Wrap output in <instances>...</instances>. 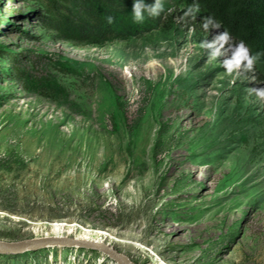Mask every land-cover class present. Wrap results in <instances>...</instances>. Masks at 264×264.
<instances>
[{
  "label": "rangeland",
  "instance_id": "374dc122",
  "mask_svg": "<svg viewBox=\"0 0 264 264\" xmlns=\"http://www.w3.org/2000/svg\"><path fill=\"white\" fill-rule=\"evenodd\" d=\"M164 2L139 37L73 47L42 27L37 1L0 0L1 242L62 224L68 239L114 236L102 244L133 264H264V98L252 91L264 85V20L245 0ZM191 7L226 23L188 30L179 13ZM233 17L260 53L255 76L225 66L241 41ZM191 146L201 153L173 159ZM0 264L115 263L52 247Z\"/></svg>",
  "mask_w": 264,
  "mask_h": 264
},
{
  "label": "trees",
  "instance_id": "16d2710c",
  "mask_svg": "<svg viewBox=\"0 0 264 264\" xmlns=\"http://www.w3.org/2000/svg\"><path fill=\"white\" fill-rule=\"evenodd\" d=\"M35 1L38 2L41 8V14L38 16V19L42 27L51 32L57 40L73 47H102L106 44L127 41L139 37L143 33L148 32L153 23L158 24L166 11V3L164 2V11L159 16L152 17L145 13L146 18L144 22L135 23L131 16L133 0ZM180 1L183 2L185 0ZM146 2L151 3L152 0H146ZM228 5L225 6L228 7ZM245 5L246 10L250 11L249 15L251 20L257 22L264 20V0H245ZM109 15L113 17L111 23L107 21ZM179 15H181L182 20L185 22V27L188 30L191 29L194 32H198V34H206L209 32L210 28L204 29L201 27L202 18L199 17L197 11H195L193 7L180 12ZM231 21L233 24L231 32H235V34L233 33V38L238 40L240 39L238 33L240 32V24L236 21L235 17L231 18ZM221 22L222 25L220 24V26L226 23L224 19L220 21V23ZM257 26L258 25L255 24L256 28ZM222 32L225 31L222 30ZM227 32L230 34L229 30H227ZM233 38L230 36V39L227 41H233ZM240 40L246 41L243 38ZM237 43H239V40ZM241 68L246 69L243 65H241L240 69ZM256 71L257 69L254 66L249 70V75L255 76ZM260 76L264 81V77H262V75Z\"/></svg>",
  "mask_w": 264,
  "mask_h": 264
},
{
  "label": "clouds",
  "instance_id": "9594fccd",
  "mask_svg": "<svg viewBox=\"0 0 264 264\" xmlns=\"http://www.w3.org/2000/svg\"><path fill=\"white\" fill-rule=\"evenodd\" d=\"M164 11V0H152L151 3L146 2V0H133L131 7V16L132 20L135 23H142L145 20V13L149 16L156 17L159 16ZM107 21L111 23L113 17L109 15ZM213 28H219L220 22L213 20L211 17H205L202 20L201 27L208 29L209 26ZM218 39L221 41H227L230 39V34L225 31L218 34ZM260 56V53L252 55L250 49L241 40L234 48L233 55L230 59L225 60V66L229 72H232L233 69H238L243 65L246 69H252L255 65L256 60ZM252 91L256 93L257 96L264 98V87L255 88Z\"/></svg>",
  "mask_w": 264,
  "mask_h": 264
},
{
  "label": "water",
  "instance_id": "95a60500",
  "mask_svg": "<svg viewBox=\"0 0 264 264\" xmlns=\"http://www.w3.org/2000/svg\"><path fill=\"white\" fill-rule=\"evenodd\" d=\"M52 247L95 249L110 259L115 260L118 264H129L122 255L112 251L102 243L76 238L48 237L25 240L16 243H4L0 241V254L19 255L25 252Z\"/></svg>",
  "mask_w": 264,
  "mask_h": 264
},
{
  "label": "bare ground",
  "instance_id": "6f19581e",
  "mask_svg": "<svg viewBox=\"0 0 264 264\" xmlns=\"http://www.w3.org/2000/svg\"><path fill=\"white\" fill-rule=\"evenodd\" d=\"M201 149H196L194 146H191V147H188V148H182V149H179V150H176L172 153V156H173V159L175 160H178V161H184V157L185 156H191V155H196V154H199L201 153L200 151ZM62 224H54L53 225V233L50 235V236H45V237H56V238H64L62 235ZM69 229V228H68ZM71 231V230H70ZM91 231V230H90ZM79 232V231H78ZM97 232V231H96ZM62 234V235H61ZM75 234H77L75 232ZM106 237L108 238L111 242L112 241H116V238L114 236H111L110 234H106V233H103V232H97L96 233V236L92 235L90 232L88 231H85L82 235L80 236H75L74 238L76 239H83V240H90V241H95V242H98V243H103V240L102 238L103 237ZM104 245H106L108 248H110L112 251H114L113 247L110 245V243H105ZM127 262L129 264H133L129 258H126L124 257ZM115 264H118L115 260H113Z\"/></svg>",
  "mask_w": 264,
  "mask_h": 264
}]
</instances>
